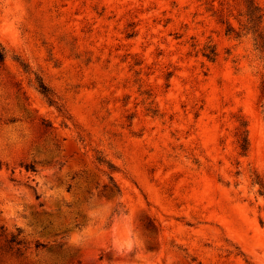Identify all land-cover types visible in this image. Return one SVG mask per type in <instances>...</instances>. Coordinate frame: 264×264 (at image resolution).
<instances>
[{"label":"rangeland","instance_id":"obj_1","mask_svg":"<svg viewBox=\"0 0 264 264\" xmlns=\"http://www.w3.org/2000/svg\"><path fill=\"white\" fill-rule=\"evenodd\" d=\"M0 46V264H264V0H0Z\"/></svg>","mask_w":264,"mask_h":264},{"label":"trees","instance_id":"obj_2","mask_svg":"<svg viewBox=\"0 0 264 264\" xmlns=\"http://www.w3.org/2000/svg\"><path fill=\"white\" fill-rule=\"evenodd\" d=\"M250 17L252 20H260L261 15L258 13H253V11H251L250 13ZM260 36V35H259ZM215 52L214 50H212V52L206 54L209 58L214 59L215 57ZM6 59V52L4 47L0 46V62H3ZM39 81V89L40 91L47 97V99L49 100L50 103H54V99H53V92L50 89V87L41 79H38ZM247 145H248V139L245 137L244 141L242 143V146L244 149H247ZM110 167H114L113 164L109 163ZM32 167L31 169H34L33 165L28 166V169ZM111 180L113 181V185L117 188V191L120 192V187L118 186V184L116 182H114V177L112 175H110ZM258 183L262 184V181L259 179L257 180ZM260 194L264 195V186L262 188H260L259 190Z\"/></svg>","mask_w":264,"mask_h":264}]
</instances>
